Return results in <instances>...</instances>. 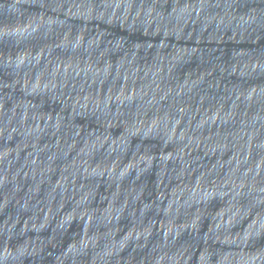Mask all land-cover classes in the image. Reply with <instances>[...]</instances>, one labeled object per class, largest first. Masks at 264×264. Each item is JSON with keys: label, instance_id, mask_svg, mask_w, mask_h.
<instances>
[{"label": "water", "instance_id": "water-1", "mask_svg": "<svg viewBox=\"0 0 264 264\" xmlns=\"http://www.w3.org/2000/svg\"><path fill=\"white\" fill-rule=\"evenodd\" d=\"M0 264H264V0H0Z\"/></svg>", "mask_w": 264, "mask_h": 264}]
</instances>
